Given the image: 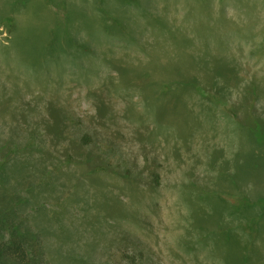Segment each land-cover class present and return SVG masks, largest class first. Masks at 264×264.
I'll return each instance as SVG.
<instances>
[{"label": "rangeland", "instance_id": "rangeland-1", "mask_svg": "<svg viewBox=\"0 0 264 264\" xmlns=\"http://www.w3.org/2000/svg\"><path fill=\"white\" fill-rule=\"evenodd\" d=\"M253 155L264 0H0V212L54 264H264Z\"/></svg>", "mask_w": 264, "mask_h": 264}, {"label": "trees", "instance_id": "trees-1", "mask_svg": "<svg viewBox=\"0 0 264 264\" xmlns=\"http://www.w3.org/2000/svg\"><path fill=\"white\" fill-rule=\"evenodd\" d=\"M4 23L11 28L15 24L14 18L6 16ZM241 125L244 126L242 120ZM250 131L251 133L254 132L251 128ZM254 136L259 139L262 138L260 132H256ZM81 141L84 144L92 142L91 134L84 133L81 136ZM246 158V162L241 165V174H246V176L250 175L249 173L252 172L251 169L254 168V165L258 169L264 165V157L253 155ZM245 166L250 167L249 172L243 168ZM152 175L155 181L159 183L160 173L153 171ZM241 189L243 188L241 187ZM244 195L241 196L242 205L259 204L264 206V196L253 199L246 194ZM63 197L65 198V196ZM28 202L33 203L30 200ZM17 207L18 204H11L0 212V264H54V260L52 261L49 249L46 246L44 233L48 232V226L42 221L43 214L38 211L40 207L36 206L35 210L31 209L33 210L32 213L19 210ZM34 215H37L41 220Z\"/></svg>", "mask_w": 264, "mask_h": 264}]
</instances>
